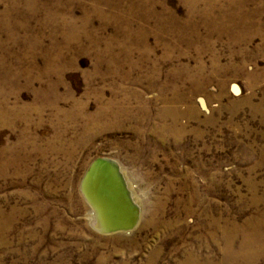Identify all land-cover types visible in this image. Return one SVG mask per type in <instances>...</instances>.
Segmentation results:
<instances>
[{"label": "rangeland", "instance_id": "1", "mask_svg": "<svg viewBox=\"0 0 264 264\" xmlns=\"http://www.w3.org/2000/svg\"><path fill=\"white\" fill-rule=\"evenodd\" d=\"M0 264H264V0H0Z\"/></svg>", "mask_w": 264, "mask_h": 264}, {"label": "bare ground", "instance_id": "2", "mask_svg": "<svg viewBox=\"0 0 264 264\" xmlns=\"http://www.w3.org/2000/svg\"><path fill=\"white\" fill-rule=\"evenodd\" d=\"M123 175L117 162L102 157L91 164L81 182L83 195L90 207L91 224L101 233L129 231L137 222H134L136 216L128 205L131 203L139 208V201L133 199ZM255 231L244 238V247L260 238L256 225Z\"/></svg>", "mask_w": 264, "mask_h": 264}, {"label": "water", "instance_id": "3", "mask_svg": "<svg viewBox=\"0 0 264 264\" xmlns=\"http://www.w3.org/2000/svg\"><path fill=\"white\" fill-rule=\"evenodd\" d=\"M126 194H127V192H126ZM130 205H128V207L130 208V210L132 211V213L133 214H135V221L134 222H136L137 221V219H138V214H139V208H138V206L136 207V205L134 206V205H132L131 203H129Z\"/></svg>", "mask_w": 264, "mask_h": 264}]
</instances>
